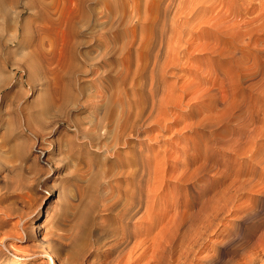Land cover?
Instances as JSON below:
<instances>
[{
  "label": "rangeland",
  "instance_id": "1",
  "mask_svg": "<svg viewBox=\"0 0 264 264\" xmlns=\"http://www.w3.org/2000/svg\"><path fill=\"white\" fill-rule=\"evenodd\" d=\"M176 1L0 0V264H43L42 237L60 264H117L156 199L181 215L150 264L173 244L192 264L243 255L264 221V0ZM136 158L148 198L125 224Z\"/></svg>",
  "mask_w": 264,
  "mask_h": 264
},
{
  "label": "bare ground",
  "instance_id": "2",
  "mask_svg": "<svg viewBox=\"0 0 264 264\" xmlns=\"http://www.w3.org/2000/svg\"><path fill=\"white\" fill-rule=\"evenodd\" d=\"M197 5L200 4L201 6H205L206 8H210V7H213L215 5H217L218 1L217 0H212V4L209 5L207 1L209 0H197ZM174 2V0H173ZM178 2L177 6H180V5H183L182 7H185L187 6V4L189 5L191 2L196 5V2L195 1H189L187 0L184 1V0H177L176 3ZM175 3V2H174ZM180 4V5H179ZM176 5V4H175ZM178 8V7H177ZM204 8V7H203ZM193 8H191L192 10ZM197 10V8H194ZM205 9V8H204ZM156 43V41H155ZM160 44V43H159ZM155 45H158V44H155ZM154 47V45H153ZM160 47V46H159ZM157 48V47H155ZM155 50V49H154ZM150 53V52H149ZM158 54V53H157ZM156 56V55H155ZM157 57V56H156ZM155 57V58H156ZM154 58V57H153ZM160 59V58H159ZM154 62V61H153ZM155 63V62H154ZM155 69V68H154ZM153 75V74H152ZM149 78V77H148ZM151 78V77H150ZM155 78V77H154ZM146 79V78H145ZM152 80V78H151ZM159 80V79H158ZM148 85V84H147ZM153 85V83H152ZM157 85V84H156ZM159 86V85H158ZM149 95V94H148ZM150 102V101H148ZM155 102V101H154ZM147 103V102H146ZM148 104V103H147ZM139 106V105H138ZM156 106V104H155ZM131 107V106H130ZM148 108V106H146ZM133 110V109H132ZM131 110V111H132ZM130 111V112H131ZM147 111V110H146ZM133 112V111H132ZM151 112V111H150ZM142 120V119H141ZM143 123V122H142ZM147 125V124H146ZM124 126V125H123ZM126 127V126H125ZM131 128V127H130ZM133 129V128H131ZM130 131V130H129ZM119 132V131H118ZM123 133V131H122ZM124 135V133H123ZM143 136V135H142ZM120 137V136H119ZM121 142V141H120ZM183 147V146H182ZM140 160V159H139ZM142 164H140V162H138L137 158L135 159V162H134V168L133 170L131 171V174L133 176V179L135 182H133V186H132V189L129 193V197L127 198L126 200V203L125 205L123 206V208H121L119 210V213L121 214V217L124 219L125 221V224H129V222L134 219L133 217L136 216V214L141 211V205L145 197L148 198V194L145 193V191H141V186H142V183L144 181V179H146V177L148 176V172H146V167L145 165L143 164L144 162L142 161L141 162ZM159 163V162H158ZM147 164V163H146ZM148 167V166H147ZM152 167V166H151ZM154 167V166H153ZM155 168H157L155 166ZM152 169V168H151ZM150 169V170H151ZM159 169V168H158ZM157 169V170H158ZM161 169V168H160ZM182 169V168H181ZM186 168H184L185 170ZM149 170V168H148ZM149 170V171H150ZM183 170V171H184ZM188 170V169H187ZM154 171V170H153ZM182 171V172H183ZM178 172V171H177ZM176 172V173H177ZM181 172V171H180ZM156 173V172H155ZM174 173V172H173ZM180 174V173H179ZM155 176V174H153ZM184 176V175H182ZM157 176H155L156 178ZM174 177V176H173ZM176 177V176H175ZM263 177V176H262ZM151 178V177H150ZM154 178V177H153ZM159 178V177H158ZM163 178V177H162ZM165 179V178H164ZM149 180V179H148ZM163 180V179H162ZM151 181V180H149ZM144 182H147V180H145ZM152 182V181H151ZM155 182V181H154ZM157 182V181H156ZM155 182V183H156ZM162 181H160L161 183ZM150 183V182H149ZM148 183V184H149ZM229 184V183H228ZM150 185V184H149ZM158 185V184H157ZM151 187V185H150ZM160 187V185H159ZM174 187V186H173ZM235 187V186H234ZM145 188V187H144ZM158 188V187H157ZM127 189V188H126ZM158 190V189H157ZM160 190V189H159ZM149 191V190H148ZM230 191V190H229ZM215 192V191H214ZM213 192V193H214ZM227 193V192H226ZM225 193V194H226ZM217 194V193H215ZM211 195V194H210ZM213 195V194H212ZM162 196V195H161ZM157 197V196H156ZM210 201L208 200L207 198V202H205V205L202 207L204 208L203 210V218L205 219V221L207 220V222L209 221L210 217H211V212L214 208H218L220 205L219 201H218V197L216 196H210ZM221 198V197H220ZM166 201V200H165ZM177 201V200H176ZM176 201L173 200V202L171 201V203H176ZM203 201V200H202ZM147 203V204H146ZM146 206L144 208V211L141 212L140 215H138V218L147 221L148 223L144 225V227L138 231H140L138 234H135L134 232L132 233H129L128 231L121 237L119 238L115 243H113L112 245V248H111V252L113 251H119L118 253V258L116 259L117 260V264H134L135 261L137 260H140V259H143V258H147V257H150L149 260L146 261V263L144 264H150L153 260H156L155 258L157 257L158 253H159V250L162 248H159L161 245L160 243L163 241V240H160V239H164V241L166 242V235L164 236V233L166 230H171L172 231V234L176 233L174 232L175 230L177 231L178 229L176 228L177 227V224H178V220L180 219V213H179V205H176L175 204V210H173V214H171V216H168V214H164V213H159V212H155V208L159 205H162L161 204V200H158L156 199V201L154 202V204L150 201L146 202ZM170 203V204H171ZM229 203V202H228ZM179 207V208H178ZM201 207V208H202ZM157 209V208H156ZM232 209V208H231ZM234 210H230L231 213L233 214H236L238 212V209H235L233 207ZM182 210V209H181ZM180 210V211H181ZM217 210V209H215ZM219 210V209H218ZM257 210V209H256ZM255 208L252 210V211H249V212H246L244 213V217H252L253 215L255 216V214L257 215V212L258 210L256 211ZM186 212V211H185ZM214 212V211H213ZM216 212V211H215ZM222 212V211H221ZM172 213V212H171ZM220 213V212H218ZM218 213H216L218 215ZM180 214V215H179ZM185 214V213H184ZM201 214V213H200ZM169 217L168 218V221L164 223V226L160 229L159 232H157L156 234L152 235L151 233L154 231L155 227L157 225H159L161 222H163V220L166 218V217ZM192 217V216H191ZM213 217V216H212ZM260 218V217H259ZM196 219V218H195ZM261 220V218H260ZM192 222V221H191ZM263 220L259 221L258 224L256 222V226H253L252 224L250 225V227L248 228V232H247V235L243 236L242 238V241H241V245H246V244H249L247 246H244V252H243V255L239 258H234L235 260L232 261L231 263L229 264H264V230H262V232L260 231V233L257 232V229H259V227H261V225L263 224ZM44 224V222H42L39 226H42ZM206 224V223H205ZM210 224V223H209ZM254 224V223H253ZM163 225V224H162ZM255 225V224H254ZM179 226V224H178ZM215 226V225H213ZM263 226V225H262ZM191 227V226H190ZM255 227V228H254ZM142 230H144V232H142ZM206 231V230H205ZM214 231V230H212ZM258 233L257 237H255L256 239L252 240V236H253V233ZM143 235V236H142ZM152 235V237H151ZM174 235H177L174 234ZM91 237H95L97 238L98 236L96 235L95 232L91 233L90 234ZM97 236V237H96ZM174 238V236H172ZM183 237V236H182ZM236 234H233L231 235L229 238H228V242L229 241H232V240H235L236 238ZM31 238H33L31 236ZM135 238V240L132 241V239ZM172 238V239H173ZM35 239V237L33 238ZM75 239V238H74ZM176 239V237L174 238ZM173 239V240H174ZM89 240H92V239H89ZM94 240V239H93ZM160 240V241H159ZM168 240V239H167ZM182 240V238H181ZM131 241L133 242L131 244ZM159 241V242H158ZM175 242V241H174ZM181 242V241H180ZM183 242V241H182ZM181 242V244H183ZM37 243V246H38V249L40 251V254L42 255H46L48 254L49 257L48 259L43 263V264H60L59 263V260H58V256L56 254V252L53 250L52 252H50V246L48 245V243H46V238L45 237H42L40 240H38ZM35 243V244H36ZM240 243V242H239ZM129 244H131L129 246ZM180 244V245H181ZM175 246H173V250H172V259L175 261L177 260L176 263L174 264H192L193 262H188L187 260V256L186 255H182V252L180 254V249H179V246L177 247L176 244H173ZM240 245V246H241ZM140 248H143L140 253L136 256H133L134 255V251H136L137 249H140ZM152 248V249H151ZM185 248V247H184ZM151 249L150 253H149V250ZM185 251V250H184ZM242 251V250H241ZM138 252V251H137ZM185 253V252H184ZM183 253V254H184ZM190 253V252H189ZM187 255H188V252H187ZM134 257V258H133ZM169 257V258H170ZM183 257H185L184 259H182ZM232 257V256H231ZM170 258V259H171ZM224 260V259H223ZM215 260L213 259V262ZM230 261V260H229ZM224 262V261H223ZM222 262V263H223ZM212 263V261H211ZM10 264H24L22 263L21 261H11ZM209 264V263H208Z\"/></svg>",
  "mask_w": 264,
  "mask_h": 264
}]
</instances>
